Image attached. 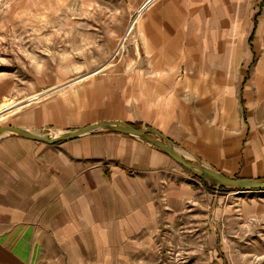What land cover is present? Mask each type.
<instances>
[{
  "label": "crops",
  "instance_id": "0c3cea01",
  "mask_svg": "<svg viewBox=\"0 0 264 264\" xmlns=\"http://www.w3.org/2000/svg\"><path fill=\"white\" fill-rule=\"evenodd\" d=\"M141 21L136 75L51 93L8 125L59 133L125 121L153 127L193 163L263 179L264 0H154ZM199 182L135 135L97 129L46 143L3 133L0 264H139L162 215L207 207L217 235L264 215L259 190Z\"/></svg>",
  "mask_w": 264,
  "mask_h": 264
},
{
  "label": "rangeland",
  "instance_id": "374dc122",
  "mask_svg": "<svg viewBox=\"0 0 264 264\" xmlns=\"http://www.w3.org/2000/svg\"><path fill=\"white\" fill-rule=\"evenodd\" d=\"M153 1L0 0V126L19 107L51 93L98 81L119 87L124 72L136 75L138 51L147 50L141 17ZM181 168L210 189L235 190ZM208 221L207 207L170 222L162 215L161 230L139 264H264V215L230 223L222 235Z\"/></svg>",
  "mask_w": 264,
  "mask_h": 264
},
{
  "label": "water",
  "instance_id": "95a60500",
  "mask_svg": "<svg viewBox=\"0 0 264 264\" xmlns=\"http://www.w3.org/2000/svg\"><path fill=\"white\" fill-rule=\"evenodd\" d=\"M97 129H108L112 131H117V132L141 137L146 141L162 149L177 163L189 169L197 177L213 180L214 182H216L218 186L233 188L235 190H240V191L264 190V178L251 179V178L230 177L205 165L193 163L187 160L176 149L174 144L169 139H167L165 136H163L159 131H157L153 127H143V128L136 127L133 124L125 121H99L96 123L86 125L84 127L66 130L56 134H45L40 132H34L21 127L6 124L0 126V136L6 132H12L34 140L43 141L46 143H56Z\"/></svg>",
  "mask_w": 264,
  "mask_h": 264
},
{
  "label": "bare ground",
  "instance_id": "6f19581e",
  "mask_svg": "<svg viewBox=\"0 0 264 264\" xmlns=\"http://www.w3.org/2000/svg\"><path fill=\"white\" fill-rule=\"evenodd\" d=\"M103 69V68H102ZM88 76V75H87ZM78 77H81V76H78ZM77 77V78H78ZM82 78V77H81ZM55 87H57V86H53V87H51V88H49V89H45V90H43V91H41V92H39V93H36V94H33V96L32 97H34V96H38V95H42V94H45V93H47L48 91H51L52 89H55ZM10 107V106H9ZM4 111V110H3ZM13 111H14V109H13ZM0 114H2V113H0ZM6 117V116H5Z\"/></svg>",
  "mask_w": 264,
  "mask_h": 264
},
{
  "label": "trees",
  "instance_id": "16d2710c",
  "mask_svg": "<svg viewBox=\"0 0 264 264\" xmlns=\"http://www.w3.org/2000/svg\"><path fill=\"white\" fill-rule=\"evenodd\" d=\"M219 188H220V189H223L224 187H223V186H220Z\"/></svg>",
  "mask_w": 264,
  "mask_h": 264
}]
</instances>
